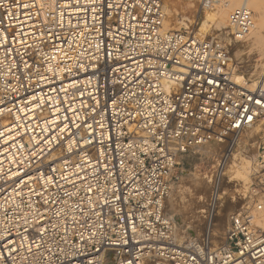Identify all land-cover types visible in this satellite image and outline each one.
Wrapping results in <instances>:
<instances>
[{
    "label": "built area",
    "instance_id": "built-area-1",
    "mask_svg": "<svg viewBox=\"0 0 264 264\" xmlns=\"http://www.w3.org/2000/svg\"><path fill=\"white\" fill-rule=\"evenodd\" d=\"M241 1L238 41L254 27ZM165 20L161 0H0V264H264L260 173L218 245L165 213L181 156L264 119V82L229 45ZM223 204L215 177L207 227Z\"/></svg>",
    "mask_w": 264,
    "mask_h": 264
},
{
    "label": "rangeland",
    "instance_id": "rangeland-1",
    "mask_svg": "<svg viewBox=\"0 0 264 264\" xmlns=\"http://www.w3.org/2000/svg\"><path fill=\"white\" fill-rule=\"evenodd\" d=\"M161 1L165 10H168H166L165 20V29L167 31L170 27H175V31L177 32H188L192 35L199 34V36L206 37L215 36L221 39L230 47L231 58L237 68L238 75L243 76L252 83L255 78H257L253 76L255 74L254 71H264V58L261 57V51L264 47L261 44L255 43L251 35L242 41L234 40L228 27L216 28L211 22H208L209 27L205 33H203L199 30L205 20L206 11L203 12L200 10L197 0ZM232 2L229 3V8H231L230 11L242 5L241 0ZM252 2L251 4V0H249L247 6L253 13L254 23L260 20L264 28V0H252ZM219 9L226 8H216V10ZM169 11L170 14H167ZM230 11L227 10V15ZM211 12L209 11L208 14ZM235 52L238 53V56H236L237 54L235 55ZM263 124L264 123H262V125ZM263 131L264 125L263 130H260L251 138H249L248 132L243 133L238 137L235 144L229 141L222 143L210 142L202 148L191 150L181 156L178 166L180 179L173 184L171 195L165 203V213H167V216L169 215V218L172 215L179 237H198L208 229L213 244L218 245L223 241L226 229L229 225L230 215L242 203L238 200L242 199L244 191L248 189L252 182L253 175L249 173L248 179L251 181L249 180L248 184L246 183L248 180L246 182L240 178V180H237V177L234 175L235 171H230L234 168L229 169V167H232L233 162L234 166L235 164L239 165L241 159L249 161V171H251L252 167L253 169H257L260 166L259 163L261 160L263 161L262 157L264 156ZM228 153L232 154L230 155L231 157ZM234 155H236L235 157L237 159H235ZM224 157L226 158L224 162L225 165L220 163ZM239 157L241 158L239 159ZM230 161H233L232 164ZM260 167L259 171L264 182V172H261L264 170V165ZM228 170L229 172H227ZM215 177L219 180L220 193L223 194L224 204L219 212L217 211L215 213L211 223L207 227V222L200 211L204 208V203L210 196L212 183ZM234 200L238 201L239 204H234ZM171 206H174L176 209L174 214ZM220 217H223L225 222L223 220V222H221ZM217 220H219V223L217 226L213 227V221ZM213 233H219V235H221L218 242L213 238Z\"/></svg>",
    "mask_w": 264,
    "mask_h": 264
},
{
    "label": "bare ground",
    "instance_id": "bare-ground-1",
    "mask_svg": "<svg viewBox=\"0 0 264 264\" xmlns=\"http://www.w3.org/2000/svg\"><path fill=\"white\" fill-rule=\"evenodd\" d=\"M249 1V0H248ZM254 2H256V1H254ZM233 3V2H232ZM248 3V2H247ZM253 2H252V0H251V4H252ZM234 4V3H233ZM255 5V4H254ZM230 7V5L228 4L227 6H225V8L226 9H219V10H216V9H214V10H212V12L211 13H209L208 14V12L209 11H206V13H205V20H204V22L202 23V26L200 27V30L199 31H202L203 33H205V31L208 29V22H211L216 28H218V27H228V15H227V10H229L230 11V9L231 8H229ZM223 8V7H222ZM164 9H165V7H164ZM253 9V8H252ZM167 10V9H166ZM168 11V10H167ZM170 11H171V9H170ZM170 11L169 12H167V14L169 13L170 14ZM204 12V11H203ZM231 12V11H230ZM172 13V12H171ZM202 22V21H201ZM166 26V22L164 23V27ZM168 31H175V27H170V29L168 30ZM201 33V32H200ZM199 35V34H198ZM249 35H251L252 37H253V41L255 42V43H257V44H261V45H263V47H264V28H263V24H262V22L259 20V21H256V23H254V27H253V29H252V31L250 32V34ZM237 42V41H236ZM238 53H239V51H238ZM238 53L237 52H235V55L236 56H238ZM242 54V53H241ZM247 54V53H246ZM261 57L262 58H264V48H263V50L261 51ZM257 58V57H256ZM257 71V70H256ZM256 71H254L255 72V74L253 75V76H255V77H257V78H255V80L253 81V84H257L258 82H264V71L262 70V71H259V72H256ZM256 79H258V80H256ZM262 123H264V119H262L261 121H260V123H258L255 127H253L252 129H251V131H248V133H249V138H251L252 136H254L257 132H259L260 130H263V125H262ZM264 132V131H263ZM249 144V143H248ZM258 146V145H257ZM244 147V146H243ZM243 152V151H242ZM229 154V153H228ZM230 155H232V154H229V156ZM236 155H234V157H235ZM238 156V155H237ZM231 157V156H230ZM233 158V157H232ZM241 157H239V159H240ZM247 158V157H246ZM235 159H237L236 157H235ZM234 159V160H235ZM238 159V160H239ZM233 160V161H234ZM264 160V159H263ZM233 161H230V163L232 164V162ZM240 161V160H239ZM217 163V162H216ZM233 164H234V162H233ZM232 164V167H229V169L231 168H234V169H232V170H230V171H235V176L237 177V180H240V179H242L243 181H247L248 180V182H246V183H248L249 184V180L250 179H248L249 178V173H260V171L259 170H257L256 168L255 169H253V167L251 168V171H249V161H247V160H245L244 161V159H241V163H239V165H236L235 164V166ZM256 164V163H255ZM225 165V164H224ZM230 166V165H229ZM221 169V168H220ZM227 172H229V170L227 171ZM261 172H264V170L263 171H261ZM230 174V173H229ZM263 176H264V173H263ZM231 177H233V176H231ZM231 177H229V178H231ZM240 178V179H239ZM229 180V179H228ZM236 180V181H237ZM241 180V181H242ZM251 181V180H250ZM242 184H244V183H242ZM248 184H246V185H248ZM237 186V185H236ZM244 186V185H243ZM242 190H245V189H242ZM239 191H241V190H239ZM245 192V191H244ZM231 193V192H230ZM242 193V192H241ZM244 195V194H243ZM171 208H173V210H172V212H173V214L175 213V211H176V209L174 208V206L172 207L171 206ZM167 214V213H166ZM172 214V213H171ZM224 214V213H223ZM169 216V215H168ZM222 216V215H221ZM172 220H173V218H172V215H171V217H170ZM220 220H221V222H225V220H224V218L223 217H220ZM223 220V221H222ZM263 220H264V218H263ZM227 222V221H226ZM219 223V220H217V221H213V227L214 226H217V224ZM263 228H264V221H263ZM176 227V226H175ZM177 230V229H176ZM177 233H178V231H177ZM181 235V234H180ZM182 236V235H181ZM213 238L218 242L219 241V239L221 238V235H219V233L218 234H216V233H213ZM180 238H184V237H180Z\"/></svg>",
    "mask_w": 264,
    "mask_h": 264
}]
</instances>
